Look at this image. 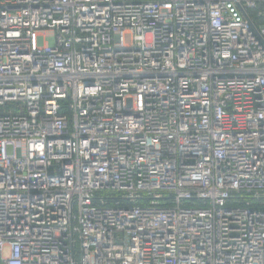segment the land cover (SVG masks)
I'll return each mask as SVG.
<instances>
[{
  "label": "built area",
  "instance_id": "obj_1",
  "mask_svg": "<svg viewBox=\"0 0 264 264\" xmlns=\"http://www.w3.org/2000/svg\"><path fill=\"white\" fill-rule=\"evenodd\" d=\"M0 264H264V0H0Z\"/></svg>",
  "mask_w": 264,
  "mask_h": 264
},
{
  "label": "rangeland",
  "instance_id": "obj_2",
  "mask_svg": "<svg viewBox=\"0 0 264 264\" xmlns=\"http://www.w3.org/2000/svg\"><path fill=\"white\" fill-rule=\"evenodd\" d=\"M8 153H11V150L10 149H8ZM6 254V253H5Z\"/></svg>",
  "mask_w": 264,
  "mask_h": 264
}]
</instances>
